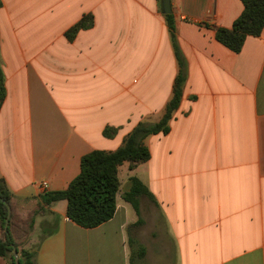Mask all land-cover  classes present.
I'll list each match as a JSON object with an SVG mask.
<instances>
[{
	"label": "crops",
	"instance_id": "crops-1",
	"mask_svg": "<svg viewBox=\"0 0 264 264\" xmlns=\"http://www.w3.org/2000/svg\"><path fill=\"white\" fill-rule=\"evenodd\" d=\"M170 4L185 80L168 133L144 139L147 161L118 167L127 186L108 221L81 227L59 200L36 215L33 237L14 235L36 264H264V27L235 53L213 28L231 27L241 0ZM87 14L93 24L69 40ZM0 67V179L19 220L68 186L84 154L158 121L180 70L160 0H0ZM130 176L153 196L139 198V215L122 197ZM146 200L158 215L152 236Z\"/></svg>",
	"mask_w": 264,
	"mask_h": 264
},
{
	"label": "trees",
	"instance_id": "trees-1",
	"mask_svg": "<svg viewBox=\"0 0 264 264\" xmlns=\"http://www.w3.org/2000/svg\"><path fill=\"white\" fill-rule=\"evenodd\" d=\"M243 9L239 16L233 21L231 27H214L215 39L231 51L238 53L241 51L247 36H259L264 27V0H241ZM167 26L175 48L180 70L175 77L172 89V97L166 103L163 115L156 122L140 121L124 138L123 143L112 151L94 149L84 154L80 159V171L70 181L68 186L61 190L45 191L40 196V202L32 210L26 219L18 223L26 222V226L32 229L35 217L39 213L47 212V206L51 203L66 200V216L68 219L84 228H93L111 219L116 209V195L119 190L118 167L123 162L129 163V168L133 169L138 164L147 161L150 151L144 144V139L151 134L168 133L169 121L173 113L178 108L182 97V86L185 80L183 61L177 49L175 39V21L172 13L165 14ZM93 24L91 14L83 16L65 35L72 40L80 29L89 28ZM5 97L4 74L0 67V107ZM105 137H113L116 129L105 127L103 129ZM129 188L122 193L124 200L129 202L139 215V198L147 196L152 198V194L146 185L136 176L129 177ZM11 192L5 182L0 179V256L8 258L10 264H15L13 257V247L17 249L20 264H36L34 261L36 249H18L14 241V235L18 236L19 227L14 222L11 213L7 228L5 229L8 214V205L11 203ZM11 207V206H10ZM140 218L138 222H140ZM57 217L49 223L48 229H43L42 240L56 230Z\"/></svg>",
	"mask_w": 264,
	"mask_h": 264
},
{
	"label": "rangeland",
	"instance_id": "rangeland-1",
	"mask_svg": "<svg viewBox=\"0 0 264 264\" xmlns=\"http://www.w3.org/2000/svg\"><path fill=\"white\" fill-rule=\"evenodd\" d=\"M128 183V181H127ZM127 186V184L125 183V181L122 180V183L120 184V189H125V187ZM147 203L142 207V215L147 218V219H151V222H150V227H151V231L148 235H156V226H157V218H158V215H157V212L156 210L154 209L153 207V204L146 200ZM21 220H19L16 216H14V222L17 224V226L19 227V229L17 230L18 233V240H22V239H30L31 237H33L31 235L32 231H33V227L32 229H29L27 228L26 226V222L24 223H18L20 222ZM38 238L37 237V240H35L31 247L30 248H34L36 242L38 241Z\"/></svg>",
	"mask_w": 264,
	"mask_h": 264
},
{
	"label": "water",
	"instance_id": "water-1",
	"mask_svg": "<svg viewBox=\"0 0 264 264\" xmlns=\"http://www.w3.org/2000/svg\"><path fill=\"white\" fill-rule=\"evenodd\" d=\"M160 2H161L162 13L163 14H170L172 12L170 0H160ZM10 215H11V207L8 205V214H7L5 229L7 228V224L9 222ZM13 257H14L15 264H20L19 263V255H18L17 249L15 247H13Z\"/></svg>",
	"mask_w": 264,
	"mask_h": 264
},
{
	"label": "built area",
	"instance_id": "built-area-1",
	"mask_svg": "<svg viewBox=\"0 0 264 264\" xmlns=\"http://www.w3.org/2000/svg\"><path fill=\"white\" fill-rule=\"evenodd\" d=\"M44 188H46V183L45 182H43L42 184H41Z\"/></svg>",
	"mask_w": 264,
	"mask_h": 264
}]
</instances>
